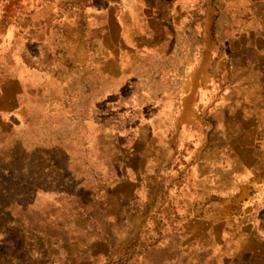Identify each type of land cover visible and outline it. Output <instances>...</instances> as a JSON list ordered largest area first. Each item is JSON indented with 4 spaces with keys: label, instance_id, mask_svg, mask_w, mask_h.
<instances>
[{
    "label": "rangeland",
    "instance_id": "1",
    "mask_svg": "<svg viewBox=\"0 0 264 264\" xmlns=\"http://www.w3.org/2000/svg\"><path fill=\"white\" fill-rule=\"evenodd\" d=\"M9 2L0 0V264H264V114L263 129L240 130L234 120L222 129L217 120L229 110L200 93L187 146L171 126L176 115L160 113L180 105L182 67L154 57L121 85L90 77L88 65H72L73 34L57 18L50 49L36 40L10 48V38L22 42L13 38L17 19L5 17ZM43 5L30 11L40 17ZM222 53L211 50L204 65L195 55L194 75L209 74L215 90L252 72L219 61ZM26 63L34 79L16 87ZM200 137L220 148L211 171L225 174L224 190L201 194L187 181L189 146ZM249 140L261 145L246 169L236 150ZM143 173L139 195L137 179L123 178ZM255 173L261 180L240 192L236 182Z\"/></svg>",
    "mask_w": 264,
    "mask_h": 264
},
{
    "label": "crops",
    "instance_id": "2",
    "mask_svg": "<svg viewBox=\"0 0 264 264\" xmlns=\"http://www.w3.org/2000/svg\"><path fill=\"white\" fill-rule=\"evenodd\" d=\"M41 2L44 3L43 9L48 10L39 17L30 9ZM9 3L10 6L13 4V11L9 7L5 17L13 15V19H17L13 38L22 42L18 46L15 39L10 38L7 41L10 48L13 44V49H28L30 42L36 40V43L50 49L49 39L54 33L50 19L57 18L61 21L63 34H73V41L68 42L74 51L72 65L75 68L88 65L90 77L101 75L105 81L121 85L130 81L140 67L146 65L147 59L154 57L164 59L162 65L182 67L181 81L184 84L180 105L176 109L167 104L160 113L176 115L171 126L181 131L187 146L189 136L195 134L193 119L188 115H192L194 100L200 93L203 101L212 99L219 104L217 111L229 110L231 118H217L222 129H226L230 120H234L240 130L263 129L264 0H10ZM56 3L60 10L54 12ZM5 30L0 27V33L4 31L7 35ZM211 34L217 35V42L211 43ZM21 35L22 39H17ZM194 35L200 36L196 43ZM215 48L223 51L219 61L233 60L234 64L251 66L249 77L239 75L231 80L238 84L228 87L219 84V89L215 90L207 84L209 74L195 76V55H199L196 60L204 65L209 62L210 52ZM25 66L28 67L27 73L21 71L13 77L16 87L24 86L29 76L34 79L31 72L35 69L27 63ZM42 74L49 76L44 71ZM230 99H235V104L231 102L227 107H220L219 102ZM161 127L167 129L162 122ZM191 142L186 159L190 165L187 181L194 184L198 188L196 192L201 194H209L214 188L224 190L225 174L211 171V164L220 154L219 146L210 148L205 137ZM259 145L249 140L236 150L246 169L252 168ZM144 163L145 159L143 170L148 168ZM137 177L127 174L123 179H137V194H145L146 175L143 173ZM242 177L235 184L242 188L240 192L261 180L256 173ZM233 178L239 180L235 175L230 180Z\"/></svg>",
    "mask_w": 264,
    "mask_h": 264
}]
</instances>
